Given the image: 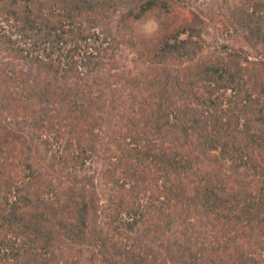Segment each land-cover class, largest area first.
Instances as JSON below:
<instances>
[{"label": "trees", "instance_id": "1", "mask_svg": "<svg viewBox=\"0 0 264 264\" xmlns=\"http://www.w3.org/2000/svg\"><path fill=\"white\" fill-rule=\"evenodd\" d=\"M179 1L53 0L32 9V0H0V17L27 48L5 42L37 69L25 79L15 65L0 68V87L23 81L0 91V127L6 118L31 124L43 158L65 174L57 184L33 174L30 194L16 186L17 198L3 200L14 159L29 153L0 131V264H264V132L255 130L264 126V68L228 44L203 54L202 29L190 22L181 37L169 20ZM233 2L235 31L264 49V0ZM153 10L164 39L145 52L144 67L117 70L114 17ZM103 70L104 85L88 77ZM110 117L120 127L108 135ZM101 134L115 148L104 150L112 162L102 178L117 190L98 222L80 173ZM205 160L218 170L198 173ZM42 189L49 199H39Z\"/></svg>", "mask_w": 264, "mask_h": 264}, {"label": "rangeland", "instance_id": "2", "mask_svg": "<svg viewBox=\"0 0 264 264\" xmlns=\"http://www.w3.org/2000/svg\"><path fill=\"white\" fill-rule=\"evenodd\" d=\"M46 2L49 4L53 2V0H32L33 4L31 5V8L35 9L36 5L45 4ZM233 3V0L179 1L177 2L176 8L171 12L169 20L173 22V25L179 27L178 32L181 37L186 35V33H184V30L187 28L185 25L189 24V22L195 25V27L201 28V35L196 36L195 38L201 41L203 54L218 53L222 44H228L230 47L229 50H240V48L247 50L249 54L248 60H256L259 63V66L264 68V49L262 46L250 43L248 39L249 37L246 35L245 30H243L244 28H241L242 30L240 31H235V28L238 29L239 25L234 22L236 18L234 19L233 15L236 10H234ZM124 18V16H121V14L118 13L114 17V21L112 22L111 27H109L108 32L112 34L113 37L117 38V47H115V49H117L114 61L115 65L119 68L117 70L130 72L134 71L136 66L144 67V64L146 65L141 59H144L145 52H147L148 49L154 47L153 43L158 44L164 39L163 36L165 31L162 33V30L164 29L162 26L163 17H161L156 10L148 11L138 19ZM219 19L226 21V26H222L223 23L222 25L219 24ZM11 24L12 20L6 21L2 16L0 17V68L5 65L6 67H8V65H15L19 70H22L25 78L28 73L33 75L37 69L30 67L28 62L15 59L14 55L11 53L9 43L5 42L8 37L11 40L19 42L22 47L27 48L23 39H21L17 33L12 31L13 28ZM224 28H226L227 32L223 31ZM102 37L105 39L104 35L100 36L101 39ZM109 53L110 51H107V54ZM117 70H112V72H116ZM108 72L103 70L97 75L96 73H91L88 77L96 78L98 83L104 85L107 83ZM21 79V76H17L15 82H10L8 86L0 87V91L8 88L7 92H9L12 88H17L18 85L23 84ZM27 80L32 82L33 76L30 75V78H27ZM104 116L107 115L105 114ZM111 120V127H107L106 131L108 135L120 127L119 119L111 118ZM257 128L264 132V126L259 127L257 125L255 130ZM0 131H3V133L8 132L11 141L19 142L21 144L19 148H23L24 152L26 149L29 153V155L26 156L27 160L21 158L20 160L19 158L14 159L15 163L12 167H15V169L9 177L5 176L8 180V184L6 186L2 185L3 190L1 196L3 200H5L6 194L9 196L10 201H13L15 197L17 198L16 186H22L25 190L28 189V191H23L22 195L30 194L35 188V186H30V184L33 183V174L41 176L42 181H49L53 184L65 180L64 171L61 169H55V166L50 162V157L47 159L43 158V152L39 146L40 141L36 140V132L38 131L35 130L34 127H31V124L20 120L19 117L16 121H14V118H9L8 120L6 118L5 122L1 123ZM103 136L105 137V142H103L102 145H99L98 147V142H96V149L98 148L97 156L91 163L85 165L84 172L83 170L82 173L78 172V175L80 173L82 183L85 184V188L88 190V201L93 204L94 209H97L96 213L99 216L97 217L98 222H100V217L103 215V211L106 210L108 198L117 190L115 187L106 184L105 180L102 178L105 169L110 167L112 162L111 159L107 161H104L106 159H102L103 156H107L104 150L108 146L109 153L112 156L115 151L112 140L109 138L111 142L110 144L107 137L105 135ZM24 155L26 154H23V157ZM198 168V173H202L204 170H209L211 168H214V172L218 170V167L216 165L213 167V162H209L208 160L202 162ZM136 173L137 175H144L140 170H137ZM158 184H160V180L158 181ZM30 187L32 188L29 189ZM53 187H55V185H53ZM41 188L44 189V186H41ZM153 194L155 199L159 198L160 195L162 196V194L157 191L153 192ZM39 197L41 201L49 199L44 190L40 193ZM82 248L84 249V246ZM91 249L92 247H87L84 255L87 254V252L89 253V250ZM85 261H88V259L85 258Z\"/></svg>", "mask_w": 264, "mask_h": 264}]
</instances>
